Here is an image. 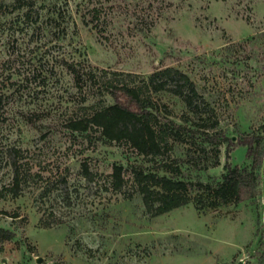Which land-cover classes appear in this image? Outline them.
<instances>
[{
    "label": "rangeland",
    "instance_id": "obj_1",
    "mask_svg": "<svg viewBox=\"0 0 264 264\" xmlns=\"http://www.w3.org/2000/svg\"><path fill=\"white\" fill-rule=\"evenodd\" d=\"M3 4L0 228L12 237L0 240V264H264V173L251 200L216 204L191 189V197L203 194L204 207L191 201L152 217L131 172L169 174L125 146L101 142L96 132L65 128L84 109L111 103L90 84V73L146 77L174 67L194 82L234 144L254 130L264 136V0H34L30 9H15L11 0ZM68 65L80 74L78 84ZM152 98L178 123L192 117L168 92ZM189 141L174 143L168 162L181 160L172 167L180 165L187 182H219L224 145L217 167L198 170L187 161L197 156ZM230 163L250 166L245 147L231 151ZM114 165L122 168L120 190L111 186ZM15 172L21 180L16 196L3 190ZM49 214L55 223L44 228L40 221Z\"/></svg>",
    "mask_w": 264,
    "mask_h": 264
},
{
    "label": "trees",
    "instance_id": "obj_2",
    "mask_svg": "<svg viewBox=\"0 0 264 264\" xmlns=\"http://www.w3.org/2000/svg\"><path fill=\"white\" fill-rule=\"evenodd\" d=\"M11 1L15 9H30L34 4V0ZM3 2L4 0H0V10L5 7ZM28 17L27 13L26 18ZM68 66L78 84L80 74L74 67ZM88 78L90 84H97L100 93L110 98L111 103L103 102L88 111L84 109L80 116L68 119L65 128L70 133L96 132L101 142L125 146L143 159L158 164L159 169L169 174L144 172L140 168H134L131 172L132 185L141 195L146 212L152 217L186 206L191 201L200 209L204 207L203 194L211 197L216 204H239L256 196L264 173V136L261 130L240 134L234 144L232 138L218 127V120L211 117L213 111L205 108L188 75L174 67H165L146 77L102 70L98 76L90 73ZM163 91L178 97L194 118L184 115L182 122L178 123L166 116L165 109L162 110L152 98L153 93ZM195 138L199 141L194 142ZM186 139L191 140L189 143L197 155H188L187 161L198 170L217 167L219 147L224 145V173L219 182L214 185L193 184L180 178L178 164L181 160L173 159L168 162V159L173 144ZM236 146L245 147L249 167L240 168L230 163V153ZM173 163L178 164L172 167ZM83 174L92 179L86 169ZM110 178L112 189L120 190L124 183L121 166H113ZM20 182V177L15 172L11 185L3 188L4 192L16 196ZM191 189L203 194L191 197ZM54 221L52 214H49L40 223L48 228ZM11 237L10 231L0 228V240H9Z\"/></svg>",
    "mask_w": 264,
    "mask_h": 264
},
{
    "label": "water",
    "instance_id": "obj_3",
    "mask_svg": "<svg viewBox=\"0 0 264 264\" xmlns=\"http://www.w3.org/2000/svg\"><path fill=\"white\" fill-rule=\"evenodd\" d=\"M238 264H242V262L240 261Z\"/></svg>",
    "mask_w": 264,
    "mask_h": 264
}]
</instances>
